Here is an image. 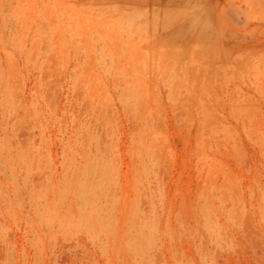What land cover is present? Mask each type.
<instances>
[{"label": "rangeland", "instance_id": "1", "mask_svg": "<svg viewBox=\"0 0 264 264\" xmlns=\"http://www.w3.org/2000/svg\"><path fill=\"white\" fill-rule=\"evenodd\" d=\"M0 264H264V0H0Z\"/></svg>", "mask_w": 264, "mask_h": 264}]
</instances>
